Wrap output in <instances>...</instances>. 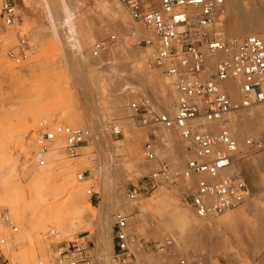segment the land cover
Segmentation results:
<instances>
[{"label":"rangeland","instance_id":"obj_1","mask_svg":"<svg viewBox=\"0 0 264 264\" xmlns=\"http://www.w3.org/2000/svg\"><path fill=\"white\" fill-rule=\"evenodd\" d=\"M15 1L20 12L19 22L15 26L8 27L7 30L0 31L2 35L9 30H13L16 34L15 40H0V161L8 153L16 155V175L19 177L16 176L15 179L12 177L15 182L10 179L5 182L0 180V194L5 200L0 206V211L4 208L7 209L19 227L18 233L13 238H16V235L20 233L24 235V238L16 242L11 254L3 251L8 260H11L10 263L4 264H24L32 260H35L34 264L40 262L49 264L55 260L62 247L66 248L69 241H77L85 246L86 253L93 259V264H103V262L121 264L117 260H113L115 244L112 232L113 223H115L113 215L122 212L116 208L119 207L120 199L129 203L133 202L128 198V192L133 186H144L147 176L154 168L151 167L145 173L121 170L117 181L107 185L99 183V179L97 180L91 175V168L93 164L96 167L106 166L103 162L111 157L106 154L108 146L115 152L113 164L120 165L134 154H137L138 160H144L143 147L151 131L148 128L139 127L134 120H130V122L124 118L128 115L131 116L128 109L131 97L149 96L162 110L163 108L157 99L151 96L150 92H145L141 88V85L138 86L137 91H124L125 83H129L131 78L135 76V68L128 60L121 58V56L126 55L122 41L125 37L123 31L121 32L123 35L113 32L94 40V43L99 40L104 41L105 49L99 56L95 57L92 54L93 46L89 47L86 53L91 59L101 57L104 51L114 44H118V58L108 63L103 70L96 69L92 73L88 72L86 59L77 52L78 45L80 42L86 43L87 40L93 38L92 23H101L104 24L103 26H113L114 24L102 13V11L104 12L103 7H99V9L97 5L94 6L95 0H84L87 5L84 12L78 13L75 18L63 23L60 27H54L47 21L38 3L39 0H31L30 4H25L26 6L22 0ZM262 1L264 4V0ZM116 3L120 5L117 1ZM121 8L124 12L126 11L123 6ZM128 19L130 20V18ZM231 22V17L225 8L217 19V23L222 24L219 29L224 36H235L229 33L230 28L228 27ZM22 36L28 39V45L25 47H19ZM143 36L145 35H135L132 38L133 49L146 57L148 56L146 55L147 51L141 41L142 38H140ZM21 50H24L25 54L20 53ZM145 64L149 65L146 60ZM148 67L153 72L159 71L162 77L165 75L163 69L155 65L151 64ZM121 103L123 106L117 108V105ZM169 112L170 114L174 113V111ZM59 113H69L75 117L72 122L63 121L54 124L52 118ZM114 123L122 126L123 134L115 136L107 130L108 126ZM49 124L53 127L62 124L88 126L92 133H101V139L94 141L93 144L87 141L78 148L76 156H71L65 150L62 151L65 159H71L69 160L70 163L79 167V169H74L77 178L78 173L86 171V177L90 176L91 180L89 178L90 181L88 179L83 180L87 183V185L85 183V188H92L96 193L94 196L88 194V199L95 207L98 221L89 219L91 228L78 230L74 238L67 236L64 237L65 239H61L50 236L51 228L56 227L54 225L58 218H66L70 221L74 217L67 203L70 198V190L73 187L72 184H74L71 175L62 177L60 174H56L39 180L29 178V172L34 167H38L30 159L32 152L36 150L31 132ZM159 129L162 130V128ZM132 132L134 133L132 134ZM159 134L164 138L162 133ZM249 136L260 140L264 146V131L248 130L245 138H242L243 144L240 143L242 146L244 140ZM174 138L180 142L178 135ZM120 139L124 140L123 146L115 145L114 141ZM88 144L91 146L90 151L84 149V145ZM158 148L159 160L172 158L176 162L175 167L184 165V158L179 156L175 142L172 149L167 150L169 154L167 151L165 153L164 150V148L166 149L165 138L159 142ZM160 152L162 153L160 154ZM78 156L86 158L83 157L79 160L76 159ZM88 156H91L90 160ZM85 159H88V165ZM241 162H245L246 165H242ZM155 164L157 166L156 162ZM237 165L238 169L242 170L246 176L247 181L251 180L253 189L249 185V193L245 201L236 208L229 210V213L243 210L248 198L260 197L263 199L264 147L241 159ZM16 180H21V183ZM163 185L175 196L180 207L192 211L190 206L183 202L178 190L171 188L169 184H160L157 189L143 193L142 199H145L146 202ZM121 186L123 190L119 193L117 188H121ZM24 199L30 200L31 206L24 205ZM142 203L140 204L142 205ZM226 213L209 219L219 220ZM129 214L134 221L133 232L138 248H141L146 256H152L149 260L150 263L146 259L144 260L146 258L144 257L140 264H179L176 256L169 257L156 248L158 242L162 243L167 236H174V233H170L172 228L170 227L171 230L168 228V222L159 213V210L149 206L143 211L133 209ZM152 222L155 224L153 225ZM0 227V239L7 237L11 232L10 227L1 220ZM163 227L168 228L167 231ZM98 232L104 237L100 243L97 242ZM214 235L211 234L209 239H195L193 247L181 248L182 254L187 258L194 256L203 259L207 264H242L243 262L246 264H264V260H261L264 257L263 244L251 247L246 241H243L240 247L242 259L235 258L238 261L236 262L234 257L227 253L229 249L225 240ZM256 235L253 234V237ZM174 237L176 238L177 235ZM205 240L206 242H204ZM8 241L9 239L0 246H4ZM182 243L179 241L178 245ZM204 243L206 245L203 246ZM182 245L184 246V243ZM138 262L139 256L135 254V258L130 264H139Z\"/></svg>","mask_w":264,"mask_h":264},{"label":"built area","instance_id":"obj_2","mask_svg":"<svg viewBox=\"0 0 264 264\" xmlns=\"http://www.w3.org/2000/svg\"><path fill=\"white\" fill-rule=\"evenodd\" d=\"M117 1L134 21L154 34L141 40L151 48L147 62L170 77L176 103L170 114L149 96L130 98L132 119L151 131L144 143L143 159L156 162L157 166L144 186H133L128 198L135 201L160 184H169L178 190L197 218H213L236 208L249 193L247 180L237 164L264 146L253 136L241 146L233 136L232 117L264 103V40L255 34L238 38L217 33L214 26L226 0ZM19 18L15 0H0V31L17 25ZM104 43L97 41L94 53H101ZM27 45L28 39L22 36L19 47ZM20 53L25 54L24 50ZM229 84L237 86L238 99L230 94ZM159 128L172 131L184 142V165L175 167L172 158L159 160ZM108 130L115 136L123 134L119 124L109 125ZM90 132L88 127L67 124L34 129L31 136L36 150L30 159L38 166L46 165V152L59 140L64 141L68 154L76 156ZM86 178V171L78 173L80 181ZM88 194L96 193L89 188ZM0 220L11 229L7 237L0 239L3 244L18 233L19 227L5 208L0 211ZM133 226L131 214H115L114 260L121 264H130L135 258L138 243ZM156 248L169 257L176 256L179 264H207L203 259L180 253L174 236H167ZM60 250L49 264H93L86 247L77 241H69ZM10 261L0 246V264Z\"/></svg>","mask_w":264,"mask_h":264},{"label":"bare ground","instance_id":"obj_3","mask_svg":"<svg viewBox=\"0 0 264 264\" xmlns=\"http://www.w3.org/2000/svg\"><path fill=\"white\" fill-rule=\"evenodd\" d=\"M30 1L31 0H22V3H24V5L25 4L28 5L30 4L29 3ZM116 1L117 0H95V2H93L94 6L97 5V8L103 7L104 12L102 11V13H104L105 17L111 20L112 21L111 23L114 24L113 26L106 24H105L106 26H103L104 24L102 25L101 23H97V22L92 23L93 38L87 40L86 43L80 42L77 48L78 54L83 55V58L86 59V62L88 63L87 70L89 73L94 72L96 69L103 70L108 63H111L118 58L117 56L118 44L110 45V47L104 51L101 57L95 59H91V57L87 55L86 53L87 49L93 46L92 54L93 56L97 57L103 51L98 54L94 53V44L96 43V42L94 43V40L98 37L101 38L103 35L104 37L110 35L113 32H117L123 35V33H121L123 31L125 33L124 35L125 37L122 39V41L125 46L126 55L121 56V58L128 60V62L132 64L133 68H135V76L131 78L132 81V82L130 81L131 83L130 82L125 83L124 91H128V90L129 92L137 91L138 86L141 85V88L145 92H150L151 96L157 99L159 105H161L163 110L167 112L175 111L176 108L175 96H174L175 93L172 88L170 77L167 76L166 74L162 77L159 74V71L156 72L151 71L150 67H148L150 64L149 65L145 64V60L147 61L148 56L145 57L144 55L139 54V52L134 51L135 49H133L132 38L135 35L137 36L145 35L143 37H140V38H144L146 36H154V34L151 31L146 30L142 25H140L136 21H134L131 18L128 11L126 10L124 12L123 9L121 8L122 5L121 4L118 5ZM38 3L42 8L45 18L54 27H60V25H62L63 23L72 20L73 18L76 17L78 13L81 14L82 12H84V10L86 9L85 7L87 6L84 0H39ZM225 8L228 14L230 15L232 21L231 25L228 27L230 28L229 29L230 34L235 35L234 37L240 38V37H245L246 35H248V33L250 34L254 33L255 35L260 36L264 40V4L262 0L261 2L260 0H226L224 9ZM128 18H130V20ZM221 26H222L221 23H217L214 26L218 34H223L219 29ZM1 39L4 41L15 40L16 34L13 30H9L4 35L0 33V40ZM104 47H105V43H104ZM150 49H151L150 46H145V50L147 51L146 55H148ZM228 88L232 97L238 99L239 91L237 86L233 84H229ZM120 106H123V103L117 105V108ZM241 112L242 111H239L233 114L231 127L233 130L234 138L243 144V139L245 138L244 136L247 134L248 130L258 129L264 131V103L256 107H253L249 110H243V113ZM74 117L75 116L73 114L59 113L52 118L53 119L52 122L54 124L63 121L72 122ZM124 118H126L129 121L133 120L131 116L129 117V115L125 116ZM88 128L91 131L90 136L88 138V142H91L93 144L94 141L101 139V133L100 134L92 133L91 128L90 127ZM158 132L162 133L163 137L165 138L166 141V149L164 148L165 153L167 150L170 151L172 149L173 143L175 142L179 156L181 158L185 157V144L184 142L181 141V139L180 142L179 140H176V138L173 139V137L176 136L175 133L164 128H162V130L159 129ZM133 133L134 132H132V134ZM164 138H162L161 136V140H164ZM178 138L180 137L178 136ZM123 143H124L123 139L114 141V144L118 146H123ZM137 147L138 145L136 146V149ZM90 148H91L90 144L84 145L85 150L90 151ZM110 148H111L110 146L107 147L106 154L107 156H111V157H109V159L103 162L104 164H106V166L96 167L93 164L91 168V172H90L91 175L94 176V178L96 177L97 180L99 179V183H103L104 185H107L110 182L115 183L117 181L118 174L120 173L121 170L123 171L124 169L128 171L145 173L148 172L151 167L154 169L156 167L155 162H149L146 161L145 159L138 160L136 158L137 154L132 155L131 157H129L128 160H126L124 163L120 165L116 163L113 164L115 161L113 158L115 152L112 151ZM63 150L66 151L65 143L64 141L59 140L46 152L45 158L47 164L44 166H38V167L36 166L29 172V178L33 180H39L42 179L43 177L54 176L56 174H60L62 177L71 175V177L74 180L73 182L74 184H72L73 187L69 193L70 198L68 199L67 202L68 207L71 209V211L74 214V217H72L70 221L66 218L60 217L57 219V223L54 225L56 227L51 228L50 236H54L56 238H61V239L67 236L74 238L78 230L91 228V224L88 221L89 219H91L92 221L94 220L98 221L95 207L88 199L89 198L88 189H86L87 187L85 188L87 183L85 181H80L76 177L74 169L76 168L79 169V167H77L76 164L72 165L70 163L71 161H69L71 159L69 160L65 159V156L62 155ZM161 153L162 152H160V154ZM83 157L78 156L76 157V159L81 160ZM88 157H89L88 159L90 160L91 156ZM87 160L85 161L86 163L88 162ZM16 162H17L16 155L14 156V154L12 153L6 154L5 158H3V160L0 161L1 163L0 180L5 182V181H9L8 179L13 180L12 177H14V179L16 178L17 176ZM89 177L90 176H88V178ZM88 178H86V180ZM89 179L91 180V178ZM89 179L88 181H90ZM13 182H15V180H13ZM19 182L21 183V180ZM121 190H123L122 186L121 188L119 187L117 188V192L120 193ZM153 194L154 196L150 197V199L147 200L146 202L144 201L145 199H142L141 196L137 200L130 203L120 199L119 207L116 208L122 211V213L123 212L130 213L133 211V209H140L143 211L147 209L149 206L157 208L159 210V213H161V215L167 220L168 222L167 224L169 226L168 228L170 227L172 228V232L170 231V233H174L173 234L174 236L177 235V237L179 238L177 240L184 243V246L182 245L183 243L178 245L177 249L180 253H182L181 248L183 249L184 247L185 248L193 247L195 239L196 240L197 239L200 240V238L207 239L209 236H211V234L213 235L215 234L218 237L223 238L229 249L228 250L229 252L227 253L232 255L234 259L237 258L238 260L242 259L240 253V247L243 241H246L251 247H255L259 244L264 245V197H263L264 195L262 196L263 199L260 197L248 198L247 204L245 203L246 207L241 211H237L234 213H229V211H227V213L225 212L226 214L223 217H221L219 220H211L209 218L207 219L197 218L192 211H189V209L180 207L175 196L164 185L161 186L160 189ZM4 201H5L4 198L0 194V206ZM24 201H25L24 205L31 206L30 200L24 199ZM141 202H143L142 205L140 204ZM13 210L15 209L13 208ZM114 210L116 211L117 209ZM113 219L115 220V213L113 215ZM31 224L34 223L31 222ZM168 228H164V230L167 231ZM253 234H257L256 237H253ZM23 238L24 235L22 233H20L19 235L17 234L16 238L13 237L9 238V241L4 246L2 245L1 249L4 252L11 254L16 242L22 240ZM204 242H206V240ZM204 245L206 244L204 243L203 246ZM135 251L136 254L139 256V262H138L139 264L144 257H146L144 258V260L146 259V261L150 263L149 260L152 256L151 257L146 256L141 248H137ZM113 260H114V256H113ZM261 260L263 261L264 257ZM235 261L238 262L236 259ZM34 262L35 260H32L30 262L29 261L25 262L24 264H34ZM103 264H115V263L103 262Z\"/></svg>","mask_w":264,"mask_h":264},{"label":"crops","instance_id":"obj_4","mask_svg":"<svg viewBox=\"0 0 264 264\" xmlns=\"http://www.w3.org/2000/svg\"><path fill=\"white\" fill-rule=\"evenodd\" d=\"M241 163H242V165H246L245 162H241ZM241 171H242V170H241ZM242 173H243V172H242ZM243 175H244V173H243ZM244 177L246 178L245 175H244ZM246 180H247V178H246ZM247 183H249V184H248V187H249V185H250V187L253 189V184H252L251 180L247 181ZM103 238H104V237H102V235L100 234V232H98L97 242L100 243V242L103 240ZM97 242H96V243H97Z\"/></svg>","mask_w":264,"mask_h":264}]
</instances>
